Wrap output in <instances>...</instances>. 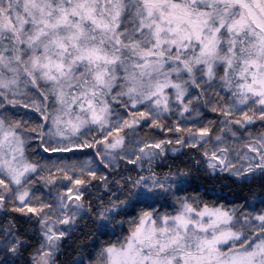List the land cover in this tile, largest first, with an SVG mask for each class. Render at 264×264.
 <instances>
[{
	"label": "rangeland",
	"instance_id": "rangeland-1",
	"mask_svg": "<svg viewBox=\"0 0 264 264\" xmlns=\"http://www.w3.org/2000/svg\"><path fill=\"white\" fill-rule=\"evenodd\" d=\"M7 8L11 20L5 25L22 53L0 57V102L43 115L39 136L44 134L47 150L55 152L31 162L18 126L8 121L10 116L0 117V202L13 193L20 204L39 202L28 209L39 218L42 236L34 264H58L56 243L83 211L79 173L100 168L101 162L114 165L123 156L148 164L172 150L159 151L161 144L153 141L144 148L141 140L139 151L134 135L125 141L119 131L132 117V107L143 103L139 118L178 112L180 120L181 106L184 111L188 104L198 106L197 86L206 89L221 80L232 90L228 81L215 77L219 66L234 70L239 91H229L232 100L225 99L227 93L220 98L227 102L212 103L223 109L214 134L202 139L208 131L200 130L187 138L206 141L205 160L212 170L240 178L264 170V0H21ZM108 39L124 42L134 59L124 62L105 49ZM249 95L259 102H248ZM118 97L126 99L127 117L111 121L108 98ZM258 121L263 125L254 131ZM85 143L97 154L74 161L61 155ZM142 178L131 183L134 195L150 192L156 203L123 240L101 248L97 264H264L261 218L249 215L235 225L239 216L233 207H201L194 201L162 206L159 193L169 190L168 178ZM44 180L53 187L39 188L35 196ZM9 235L4 234L3 245L14 241L12 249L16 237Z\"/></svg>",
	"mask_w": 264,
	"mask_h": 264
},
{
	"label": "trees",
	"instance_id": "trees-1",
	"mask_svg": "<svg viewBox=\"0 0 264 264\" xmlns=\"http://www.w3.org/2000/svg\"><path fill=\"white\" fill-rule=\"evenodd\" d=\"M122 1L126 2L127 0ZM19 2L21 0H0V57L4 59L11 58L15 54L19 57L22 53V47L15 44L18 38L5 25L7 21L11 20L7 5L11 3L18 5ZM1 23L4 25L1 26ZM8 26H11V23ZM121 38L126 39V37ZM103 42L105 49L117 54L122 61L127 62L134 59L124 42L119 40L116 42L114 39ZM138 60L142 61L141 55L137 57ZM171 60L173 59L171 58ZM177 61L180 64L181 57ZM103 64L100 63L104 66ZM223 71H225L224 75L221 74ZM233 71V69L227 71V68L219 66L215 76L228 81L233 87L231 91L225 87L224 83L226 82L221 80L218 85L206 89L205 86H197L198 106L192 103L188 104L187 107L190 109L186 108L185 111L181 106L180 120L176 118L178 112H167L161 116H151L147 119L139 118L140 112L143 111V103L132 107L130 113L132 117L129 116V121L125 124L128 127L125 126L123 131H119V134H126L125 141L129 136L134 135L140 141L133 139L132 143L138 144L139 151L142 150L143 143L146 144L144 148L149 147L150 141L161 144L159 151L171 147L172 150L162 154L158 161H150L148 164H139L134 159L123 156L119 157L114 165L108 166L101 162L100 168H91L79 173L76 180L82 182L79 191L83 211L76 217L75 227L72 231L60 237L56 243L54 258L58 264H97L101 248L117 243L128 235L142 212L150 210L157 200L150 192L138 194L137 197L132 191L133 184L131 183L138 184L146 175L147 177L155 175L163 179L168 178L169 190L159 193L162 206L175 207L180 203L194 201L201 207H233L239 216L235 225L249 215L254 216L253 219L261 218L258 233H261V238L264 239V170L256 171L247 178L230 175L224 170H212L205 160L206 141L191 142L187 138L188 133L207 130L208 136L204 135L205 137L202 138L206 139L210 137L209 134H214L218 130L222 119L220 112L223 109L212 103L227 102L228 98L232 100L230 92H233L235 88H238L237 92L239 91V81ZM195 83L197 82L195 81ZM193 87L191 85V92L195 91ZM226 94L227 98L225 99L227 100L220 99L224 98ZM249 96L248 102H259L255 96ZM110 99L108 98V103L113 112L110 120L117 117V119H125L127 109L122 101L125 102L126 99L122 98L121 101L119 97L114 100ZM236 102H240V100L238 99ZM205 103H208V106ZM9 116L10 120H8ZM196 116V121L190 119V117ZM0 117L6 118L18 126L17 131L25 137V154L31 162L40 163L55 154V152L47 150L44 134L39 136L45 129V118L38 111L28 106H12L3 100L0 102ZM129 123H133L132 128L131 125H128ZM189 124H192L193 127L187 126ZM261 125L263 124L259 121L254 123V131L261 129ZM127 128L131 129L128 131ZM233 128L242 131L235 125ZM118 129H122V127H118ZM140 137L142 138L140 139ZM141 140H144L142 144ZM87 144L78 145L77 147L80 149L78 151L72 150L61 153V155H66L64 159L68 161L80 159L87 153L96 155L97 151L88 148ZM118 144H120L119 141L116 145ZM159 151H157V156ZM142 182L141 185L144 184ZM44 185L48 187H43ZM51 185L52 183L47 180L37 183L35 196H37L39 188H52ZM140 190H142L141 187ZM40 193L41 191L39 195ZM14 196V193L7 195L0 202V264H34L32 257L40 248L42 236L38 224L39 218L34 214L35 211L28 209L35 208L39 202L32 200L26 206V204L18 203ZM107 211H110L111 215L105 219L104 215ZM9 232L12 236L14 235L12 237L14 240L16 237V245L12 249L10 247L14 241L6 246L3 245V236L4 234L9 235Z\"/></svg>",
	"mask_w": 264,
	"mask_h": 264
}]
</instances>
